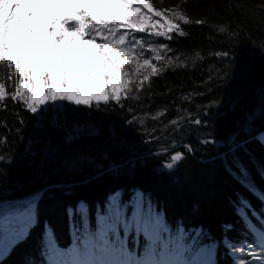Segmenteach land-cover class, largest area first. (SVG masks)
<instances>
[{
  "label": "trees",
  "instance_id": "trees-1",
  "mask_svg": "<svg viewBox=\"0 0 264 264\" xmlns=\"http://www.w3.org/2000/svg\"><path fill=\"white\" fill-rule=\"evenodd\" d=\"M153 2L182 5L177 10L204 23L183 26L188 35L170 42L172 65L154 61L161 75L138 93L122 94L119 104L101 102L98 110L58 102L63 127L52 126V111L41 121L23 104L0 101V204L32 206L25 236L0 264L46 260L45 224L63 243L75 227L83 232L85 215L95 232L98 214L107 212L108 191L120 189L123 206L130 187L140 190L145 206L163 211L172 234L181 224L202 225L236 249L245 228H262L256 222L264 218V0ZM218 51L229 55L217 58ZM6 69L0 62V83L10 96L15 76ZM216 140L224 145L217 147ZM175 152L182 159L172 169L163 167ZM79 199L87 209L68 215ZM139 245L142 251L145 245ZM224 259L244 262L245 253L231 257L226 251Z\"/></svg>",
  "mask_w": 264,
  "mask_h": 264
},
{
  "label": "snow or ice",
  "instance_id": "snow-or-ice-1",
  "mask_svg": "<svg viewBox=\"0 0 264 264\" xmlns=\"http://www.w3.org/2000/svg\"><path fill=\"white\" fill-rule=\"evenodd\" d=\"M181 7L177 5V9ZM177 9L157 7L153 0H0V62L6 63V71L10 69L15 76L10 96L6 85L0 83V101L9 98L23 104L27 112L37 114L41 121L48 119L47 113L52 111L53 127H63L57 122L65 119L57 114L61 107L58 102L88 109L95 106L97 110L101 102L119 104L122 94L138 93L144 82L161 75L155 62L167 60L165 68L172 65L170 42L177 36L188 35L184 25L204 23ZM220 32H225V28L221 27ZM138 34L154 39L146 41ZM160 38L166 42H160ZM228 55L227 51L216 53L217 58ZM195 123L199 125L201 121ZM259 139L264 143V135ZM171 159L175 163L182 156L177 152ZM174 163L165 167L172 169ZM260 174L264 176V169ZM14 205H0V256L23 238L32 219L29 202ZM129 207L130 217L126 216ZM120 227L125 236L133 228L143 234V257L137 259L129 251L120 237ZM250 230L264 244V226H252ZM165 233H170V229L151 203L145 206L142 194L137 193L130 205L123 206L117 194L110 199L106 214H98L95 232L90 231L85 215L80 246L75 236L69 249H60L49 240L46 256L48 264H91L94 254L107 257L108 264H177L178 257L190 253V264H199L205 252L195 249L199 237H193L188 244L183 229L167 238ZM245 247H237L235 252L242 254ZM252 254L249 247L248 255ZM261 254L264 256V249ZM179 264L188 262L180 260Z\"/></svg>",
  "mask_w": 264,
  "mask_h": 264
},
{
  "label": "rangeland",
  "instance_id": "rangeland-1",
  "mask_svg": "<svg viewBox=\"0 0 264 264\" xmlns=\"http://www.w3.org/2000/svg\"><path fill=\"white\" fill-rule=\"evenodd\" d=\"M168 163H174V162L172 161V159H170ZM174 165H175V163H174ZM116 196H117V194H114V195L111 196V198H115ZM111 198L109 197V199H111ZM5 204H8V203H5ZM0 205H4V204H0ZM9 205L10 206H15L14 204H9ZM83 206H84V203H82V204L79 203L77 207L81 208ZM194 232L197 233V236H199L201 234L199 229H195ZM190 243H191V241L189 242V244ZM245 245H247V247H245V249H244V251L247 253V257H248L247 261L250 262V261L255 260V261L258 262V264H264V258H262L260 256L259 257L256 256L255 252H254V248L250 244L247 243ZM216 246H217L216 242H207V243H204V244H202V246L197 248V250L205 249V252L199 258V263L200 264H216V261H215L216 256L214 254ZM249 247L253 249V254L252 255H248ZM190 261H191V258H190Z\"/></svg>",
  "mask_w": 264,
  "mask_h": 264
},
{
  "label": "bare ground",
  "instance_id": "bare-ground-1",
  "mask_svg": "<svg viewBox=\"0 0 264 264\" xmlns=\"http://www.w3.org/2000/svg\"><path fill=\"white\" fill-rule=\"evenodd\" d=\"M130 188H133V187H130ZM91 224H92V223H91ZM76 225H78V224L76 223ZM78 226H79V225H78ZM93 227H94V226H93V224H92V226H91L90 228L93 229Z\"/></svg>",
  "mask_w": 264,
  "mask_h": 264
}]
</instances>
